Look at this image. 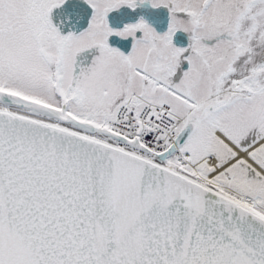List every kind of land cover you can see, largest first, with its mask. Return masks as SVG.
<instances>
[{
  "label": "snow or ice",
  "instance_id": "1",
  "mask_svg": "<svg viewBox=\"0 0 264 264\" xmlns=\"http://www.w3.org/2000/svg\"><path fill=\"white\" fill-rule=\"evenodd\" d=\"M0 264H264V0H0Z\"/></svg>",
  "mask_w": 264,
  "mask_h": 264
}]
</instances>
